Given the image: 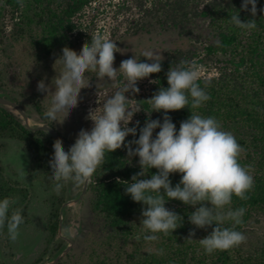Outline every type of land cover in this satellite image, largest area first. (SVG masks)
Returning a JSON list of instances; mask_svg holds the SVG:
<instances>
[{
    "label": "trees",
    "instance_id": "16d2710c",
    "mask_svg": "<svg viewBox=\"0 0 264 264\" xmlns=\"http://www.w3.org/2000/svg\"><path fill=\"white\" fill-rule=\"evenodd\" d=\"M98 1L23 0L21 6L17 0H3V4H0V51L26 39L38 60L62 53L63 47L69 46L68 35L76 28L74 18ZM137 1L140 5L141 30L148 31L153 27L152 23H157L191 37L195 33L191 23L202 18L206 21L208 40L200 46L191 44L192 48L173 49L166 53L162 71L150 74L155 82H152L148 95L137 99L146 112L140 111L142 118L137 134L131 139L126 138V143L138 139L139 128L149 118L151 106L147 99L160 87H168L166 73L171 65L175 67L181 60L189 61L190 64L194 62L196 66L209 60L221 63L215 74L200 75L198 82L210 96L208 101L192 109L189 97V107L170 111L168 115L177 131L180 122L191 116V111L203 117H214L220 122L222 129L231 132L242 146L239 162L251 166L254 187L247 193L249 199L241 200L233 195L232 203L225 208V211L229 208H245L243 223L234 225V222L226 221L222 227L234 226L247 239L238 247L206 254L199 239L209 235L215 223L204 229L196 228L188 220V215L195 208L180 200L171 199L166 202L165 207L183 217L182 226L168 235L157 233V241L146 242L143 236L151 233L145 232L140 225L141 210L146 206L125 194V181L131 182L132 175L141 171L139 163H135L139 157L130 159L127 157V149L121 147L111 153L106 152L103 164L88 182L89 208L106 229L89 246L88 264H264V241L254 242L249 238V234H253V225L264 220V12L260 11L264 8V0H257L258 11L255 17L250 11L242 10L243 0H149L146 5ZM7 9L15 19L10 30H6L3 21L4 11ZM237 13L242 21L255 19L257 27L241 29L235 26L230 17ZM148 16L155 22L148 19ZM2 80L0 76V87L4 85ZM205 81L210 82L207 87ZM32 105L44 119L40 102L33 101ZM150 115L151 119L163 121V111H152ZM158 131L159 129L154 130V138ZM5 140H16L23 144L29 156L28 175L37 172L47 175L49 184L46 183V187L52 192L56 181L51 177L52 170L48 162L54 153L55 139L44 130L27 128L15 113L0 105V143ZM132 147L135 148L136 145ZM145 172L146 176L140 179H150L157 169H145ZM169 178L174 187L180 181L181 174L173 173ZM66 185H63L59 194L56 191L55 194H50L51 206L44 219L41 249L34 260L36 263L41 262L45 256H55L63 248L61 239L56 240V235ZM6 197L16 201L13 207L22 209L23 223L28 224L30 220L26 217L25 210L33 196L27 188H18L5 178L0 168V200ZM190 230H195L193 240L186 239ZM0 231L7 233V227ZM137 236H140L139 240ZM127 244L132 245L130 252L125 251L122 246ZM161 249L163 254H158ZM71 256L74 255L69 251L55 264H67Z\"/></svg>",
    "mask_w": 264,
    "mask_h": 264
},
{
    "label": "clouds",
    "instance_id": "9594fccd",
    "mask_svg": "<svg viewBox=\"0 0 264 264\" xmlns=\"http://www.w3.org/2000/svg\"><path fill=\"white\" fill-rule=\"evenodd\" d=\"M17 2L23 6V0ZM241 8L250 11L255 17L257 0H243ZM260 11L264 12V8ZM230 20L241 29L257 27L255 19L242 21L239 13L232 15ZM118 49L116 42L101 35L91 36L90 41L83 43L79 53L65 46L62 55L56 59L62 62L63 68L54 76V89H50L43 79L37 83L38 92H47V95L50 91L53 93L44 118L50 124H63L70 111L78 105L81 89L90 86V81L85 85L87 72L95 73L99 81L106 78L116 80L117 70L124 77L123 87L103 102L99 114L97 108L89 110L86 119L93 122L90 131L80 129L67 151L61 139L54 141V153L48 162L52 170L51 177L56 181L54 191L59 194L65 183L84 185L90 182L96 169L103 164L106 152L125 147L127 157H139L141 171L132 175L131 182L125 181V194L146 206L141 210L140 221L145 232L151 233L143 236L146 242L157 241V233L168 235L182 226L183 217L165 207L168 200L177 199L195 208L188 215V220L196 228L204 229L215 223L211 233L199 239L206 254L238 247L247 237L235 230L234 226L222 225L226 221H232L234 225L243 223L245 208H229L227 211L225 208L232 203L233 195L241 200L249 199L247 193L254 187L251 166L239 162L242 146L231 132L222 129L214 117H203L191 111V116L180 122L177 131L168 115L170 111L189 107V97L192 109L210 99L198 82L200 75L197 66L186 60H181L175 67L171 65L166 73L168 87H160L147 99L151 112L163 111V121L151 119V112H147L149 118L139 128L138 139L126 143L129 134L134 137L137 134L139 121H136V126H128L134 114L145 111L140 101L136 100L137 103L131 105L126 93H139L137 82L150 77V74L161 72L164 57L159 50H145L142 56L151 63L140 62L135 56L122 60L119 68H115L114 54ZM209 83L205 81V87ZM60 113H66L63 119L58 118ZM155 129L159 131L154 138ZM152 168L157 169V172L150 179H140L146 176L145 169ZM19 172L20 177L25 179L23 164ZM173 173L181 174L180 181L174 187L169 178ZM15 203V200L7 197L0 200V229L6 226L8 237L13 242L17 240L19 226L24 222L22 209L14 208ZM194 236L195 230H190L186 239L193 240ZM158 254H163V250H159Z\"/></svg>",
    "mask_w": 264,
    "mask_h": 264
},
{
    "label": "rangeland",
    "instance_id": "374dc122",
    "mask_svg": "<svg viewBox=\"0 0 264 264\" xmlns=\"http://www.w3.org/2000/svg\"><path fill=\"white\" fill-rule=\"evenodd\" d=\"M140 1L143 5L149 2V0ZM0 4H3V0H0ZM139 8L140 5L137 0H99L74 18L76 28L73 33L68 35V47L79 53L83 43L90 41L91 36H104L116 42L119 48V51L114 54L113 65L115 68H119L122 60L135 56L140 62L151 63L142 56L145 50H159L165 58L166 53L170 50H185L192 48L191 44L200 46L208 40L205 30L206 21L202 18H197L194 23H191V28H195V33L190 35L191 37L179 34L177 30L162 27L157 23V25L152 23L151 26L153 27H150L151 29L148 31L141 30ZM148 19H151V16H148ZM14 20L8 9L4 11L3 21L6 30H10ZM151 20L155 22L154 19ZM61 55L62 53H56L48 59L38 60L26 39H21L11 47L0 51V76L4 83L0 87V92L7 93L23 108L29 117L28 124L30 126H37L42 121L50 124V121L39 116L32 104L33 101L37 100L44 112L49 106L53 93L50 91L47 95V92H38L37 83L43 79L50 89H54V76L56 73L59 74L63 68L62 62L59 59L56 61ZM219 64L221 63L216 60L199 63L197 65L199 75L215 74ZM89 81L90 86L81 89L78 105L70 111L63 124L56 122L51 124L69 140L71 145L75 142L80 129L91 130L93 122L86 119L89 110L97 108V114H99L103 102L123 87L124 77L117 70L116 80L110 81L106 78V80L99 81L95 73L87 72L85 85ZM150 81H152L150 77L139 80L137 82L140 89L139 93H126L131 99L129 101L131 105L137 103L138 98L148 95L152 85ZM16 115L23 123L22 116ZM65 115L66 113H60L58 118L63 119ZM141 118V112L135 113L128 126H136V121L140 122ZM132 137L133 135L129 134L126 138L131 139ZM62 144L67 151L66 145ZM138 160L139 158L135 160V163H138ZM22 164L26 171L25 179L20 177L19 170ZM0 168L5 178L17 185L18 188H27L29 194L33 196L32 202L25 210V215L30 222L28 224L22 223L19 226L17 240L11 241L8 233L0 231V264H40L45 262L51 257L45 256L39 263L34 262V260L39 256L41 249L44 219L51 206L50 194H55V191L53 189L51 192L46 187V183L49 184L47 175H41L39 172L31 176L28 175L29 156L19 141L5 140L0 143ZM66 184L63 202L74 199L82 189V185L79 186L71 182ZM88 198L86 190L81 199L68 204L63 210L62 230L61 233H57L56 240L61 239L62 246H65L69 244L68 237L73 238V244L67 253L70 251V254L73 253L74 256H71L67 264H88L89 246L106 230L103 228L101 220L91 212ZM261 220V222L253 225L251 229L253 234H249V238L254 242L264 241V220ZM122 246L125 251L130 252L132 250V245Z\"/></svg>",
    "mask_w": 264,
    "mask_h": 264
},
{
    "label": "water",
    "instance_id": "95a60500",
    "mask_svg": "<svg viewBox=\"0 0 264 264\" xmlns=\"http://www.w3.org/2000/svg\"><path fill=\"white\" fill-rule=\"evenodd\" d=\"M0 105L3 106L6 109L12 111L13 113L19 114L20 116H22V118L24 119L23 124L27 128H29L31 130H33V129H35V130H44L51 137H53L55 140L57 138L61 139L62 143H64L66 145L67 150L70 148L71 143L69 142V140H67V138L65 136H63L59 131H57L51 124L50 125H44V124H49L48 122L42 121L37 126H30L28 124L29 117L24 112L23 108L14 100V98L10 97L7 93L0 92ZM87 186H88V183L82 185V189H81L80 193L74 199L65 200L61 204L60 209H59V224H58V232L59 233H61V230H62V220H63L62 216H63L64 207L67 206L68 204L72 203V202H76L79 199H81L82 196L85 194V192L87 190ZM68 240H69V244L63 246L62 250L58 254H56L55 256L49 258L48 260H46L45 262H42L40 264H55L58 260H60V258L65 253H67V251L70 249V247L73 244V238L68 237Z\"/></svg>",
    "mask_w": 264,
    "mask_h": 264
}]
</instances>
